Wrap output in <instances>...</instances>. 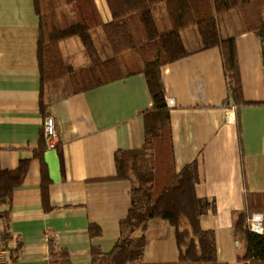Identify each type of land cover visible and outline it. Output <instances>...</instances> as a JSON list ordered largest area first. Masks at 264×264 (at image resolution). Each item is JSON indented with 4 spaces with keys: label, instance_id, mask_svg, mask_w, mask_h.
Listing matches in <instances>:
<instances>
[{
    "label": "crops",
    "instance_id": "obj_1",
    "mask_svg": "<svg viewBox=\"0 0 264 264\" xmlns=\"http://www.w3.org/2000/svg\"><path fill=\"white\" fill-rule=\"evenodd\" d=\"M96 3L102 20L110 22L107 0ZM157 8L163 17L162 5ZM39 23L34 0H0V170H15L23 159L30 160L11 202L0 205L8 211L5 233L14 242V264H49L51 240L70 251L73 264H94L92 245L112 250L120 222L129 214L131 183L114 178L115 154L144 144V111L152 96L142 72L87 90L76 88L71 74L44 88L37 57ZM158 25L163 31L171 28L169 18L158 19ZM218 26L222 36L236 38L247 104L234 101L220 48L203 49L196 26L182 31L190 53L164 64L161 73L170 107L174 172L199 160L197 192L211 204L202 228L215 231L220 261L244 264L238 255L246 244L235 236L234 221L251 198L264 194L262 46L237 9L220 15ZM92 35L103 58L115 55L102 27L92 29ZM74 37L61 40L59 49L79 71L91 60ZM128 54L122 60H136ZM47 116L55 118L58 143L39 155ZM92 223L100 225L101 236L91 237ZM146 233L150 242L142 262L176 264L179 249L169 223L152 221Z\"/></svg>",
    "mask_w": 264,
    "mask_h": 264
},
{
    "label": "trees",
    "instance_id": "obj_2",
    "mask_svg": "<svg viewBox=\"0 0 264 264\" xmlns=\"http://www.w3.org/2000/svg\"><path fill=\"white\" fill-rule=\"evenodd\" d=\"M64 1L70 7V14L64 24H59L57 0H34L40 20L37 57L42 86L65 74H73L81 81L80 89L87 90L142 72L152 96V105L144 111V144L115 154L117 172L114 178L131 183L129 214L120 222V238L112 250L106 252L92 245L94 264H145L142 260L150 242L146 231L156 220L167 221L173 229L179 249L176 264H228L218 259L215 231L203 229L201 225L211 204L197 192L201 180L199 160L174 172L170 107L161 68L190 53L182 31L196 26L203 49L220 48L234 101L239 105L247 104L236 38L221 35L218 17L233 9L240 12L246 29L260 37L264 68V0H107L113 16L107 23L102 20L96 0ZM161 3L165 4L171 23V28L165 31L160 30L155 12ZM96 27L103 28L114 56L103 58L99 54L92 35ZM71 36L80 39L91 60L88 67L79 71L65 62L59 49V42ZM128 51L135 59H143L141 67L125 69L127 61L120 55ZM41 107L45 111L44 100ZM45 143L36 154H41L47 146ZM60 156L63 162L62 152ZM29 163V159H23L15 170H0V205L11 202L15 189L24 181ZM7 212L1 211L6 224L9 221ZM254 212L264 214V194L259 200L251 198L248 208L237 213L234 221L235 236H241L246 244L245 252L238 255L244 264H264V232L255 233L247 224ZM89 231L92 238L102 235L96 223L90 225ZM5 237L9 239L6 233ZM49 264H73L70 251L59 249L51 240Z\"/></svg>",
    "mask_w": 264,
    "mask_h": 264
},
{
    "label": "built area",
    "instance_id": "obj_3",
    "mask_svg": "<svg viewBox=\"0 0 264 264\" xmlns=\"http://www.w3.org/2000/svg\"><path fill=\"white\" fill-rule=\"evenodd\" d=\"M233 114L228 113V119ZM44 137L48 147H55L58 143V135L56 131V122L53 116H47L44 119ZM248 227L251 231L263 234L264 232V214L262 212H254L247 219ZM6 221L0 210V264H14L13 246L14 242L5 237Z\"/></svg>",
    "mask_w": 264,
    "mask_h": 264
},
{
    "label": "rangeland",
    "instance_id": "obj_4",
    "mask_svg": "<svg viewBox=\"0 0 264 264\" xmlns=\"http://www.w3.org/2000/svg\"><path fill=\"white\" fill-rule=\"evenodd\" d=\"M160 5H162V13H163V17L160 16L158 17V8L156 10V17H157V21L158 19H164L165 22H166V19H168V15L166 13V7H165V4L164 3H161ZM57 10H58V16H57V20H58V23L59 24H64L65 23V18L67 17V15H69L70 13V7L65 3L64 0H57ZM67 19V18H66ZM162 25H164L163 22H161ZM94 36H96L97 38V34L94 33ZM75 39H78L77 37H74ZM79 41V40H78ZM99 42V41H98ZM86 51V50H85ZM87 53V52H85ZM130 54V52H128ZM127 52H124L123 56H127L128 54ZM126 54V55H125ZM128 54V55H129ZM122 55H120V58L123 57ZM124 60H126V65L125 66V69L127 68H131V69H134V68H137V67H141L143 65V59H138L136 58V61H134L131 57L129 58H125ZM75 76V75H74ZM63 77H68L70 78L71 77V74H65ZM59 78H62V77H59ZM59 78H56L55 80L53 81H56L58 80ZM77 79V78H76ZM75 78L71 79L72 83L75 84V87H80L81 86V81L80 80H76ZM53 81H47L44 85V88L45 86H47L49 83H52Z\"/></svg>",
    "mask_w": 264,
    "mask_h": 264
}]
</instances>
